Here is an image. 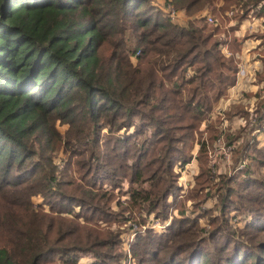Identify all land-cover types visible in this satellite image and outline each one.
<instances>
[{
	"label": "trees",
	"instance_id": "obj_1",
	"mask_svg": "<svg viewBox=\"0 0 264 264\" xmlns=\"http://www.w3.org/2000/svg\"><path fill=\"white\" fill-rule=\"evenodd\" d=\"M155 1L0 0V264H121L112 225L132 222L147 228L131 244L139 264H264V100L238 109L235 174L219 183L221 116L202 128L237 83L243 45L207 18L234 11L240 28L264 17V0ZM196 143L200 173L183 196L178 169Z\"/></svg>",
	"mask_w": 264,
	"mask_h": 264
},
{
	"label": "rangeland",
	"instance_id": "obj_2",
	"mask_svg": "<svg viewBox=\"0 0 264 264\" xmlns=\"http://www.w3.org/2000/svg\"><path fill=\"white\" fill-rule=\"evenodd\" d=\"M158 1L161 2L163 0H158ZM155 3H157V0L155 1ZM167 11H169V9H167ZM254 13L257 14V9L252 12L251 15L253 17L250 16L247 20H245L244 22L246 24L243 23L240 28H236L237 22L232 19L233 15H235L234 11L229 12L227 14L231 20L229 22L221 21L216 16H215L216 18L212 16L211 18H214L212 19L213 21L210 24L208 23L212 27L216 26L217 23L221 24L224 27L220 35L221 40L228 39L230 41L232 37L235 36L237 39L243 41L241 52L238 53L234 57L236 58V61H238V70L244 67L245 68L244 70L246 71L245 76L241 77V79L238 78L237 76V83H238V80H241V84L243 83L245 85V88L241 91H239L240 89L236 88L235 91H237L238 93L236 96H233V93L231 91L237 85L236 83L235 86L228 91L229 92L228 96L222 99L214 107L213 109L214 111L210 116L211 120L205 122L202 126V128L205 130L208 125H210L213 122L215 123L217 119H219L218 116H221L220 119L222 120L223 123L220 127L221 128L220 137L217 139V141L214 142L213 144L214 147L212 146L209 150V158L211 161L210 162L211 172L213 175H215L218 183L221 177L227 176V175L229 177H232L233 174H235L233 173V164H234L233 157H234L235 152L233 153L230 152L233 149V147L230 149L229 146L226 145V142H227L226 140L230 132L239 134L241 131V128H244L243 126H245L248 121V119L242 118L241 113H238V111L241 110L247 113L249 112V114L251 113L252 115V113H254V111L256 110L255 108L257 107L258 103L264 100V64H263L264 46L263 47L261 46L263 40L262 38H260V36H264V17L255 16L253 15ZM177 20H178L177 22H179L180 20L179 16L177 17ZM253 20H256L257 23L254 22ZM187 21H188V17H187ZM244 24L246 25L245 29L243 26ZM232 28L236 29L235 34L228 33V31L230 32ZM246 29L247 31H245ZM245 38L247 40H245ZM250 42L256 43L255 49L252 50V54H249L250 55L249 60H247L246 58L244 59V61H249L248 63H245L244 65L242 64L243 63V56H242L243 46L244 44L246 45V43H250ZM223 53L225 54L226 57L228 58L231 57V53L228 51V47L223 49ZM132 59H133L134 64H136L137 60L135 59V57H132ZM257 61L259 64H257ZM257 66L259 67V69L256 68ZM228 114H230L229 117H228ZM256 122H257V116L254 115L251 118V127L252 126L254 127ZM59 129L60 131H62V133H64L66 127L61 126L59 127ZM255 130H254L255 131L254 136L255 135L257 136V139L255 141H257L258 144L260 145V148H262L264 146V134L260 132V130L258 129H255ZM242 133L245 134V132H241V134ZM241 140L242 139H239L236 142L235 150L241 145L240 144ZM199 151H200V146H197V143H196L195 148L192 152L193 158H194L193 163L188 165L187 167L178 169V172L181 173V178L179 179V181L182 185L185 184V187H183V193H182L183 196L186 195L193 187L195 188L196 186L195 179L200 173V167H199V163H197L195 158L198 156ZM62 158H64L63 153H61L59 158H57V162L58 161L60 162ZM262 173L264 175V168L262 169ZM126 189H128V184L125 187V190ZM119 198L123 203H125L128 197L124 195H119ZM34 202H36L37 204L43 203L42 200L39 198H35ZM216 202H217V199L215 198L209 199L208 202L202 207V210L213 209L215 207L214 203ZM193 206H194V203L192 201H189L188 208L191 210L193 209ZM114 209L117 210L116 204H114ZM171 214L178 215L179 211L177 209H173L170 215ZM212 215L213 217H218L220 215V212L216 210L213 212ZM205 219L201 220V225H205V227L208 226L207 228H209L207 219L206 220ZM152 220L155 221V224L153 223L152 227H156L158 230H163V228L158 226L159 221L155 220L154 217H152ZM170 222L171 221L169 220L167 225H169ZM243 223L242 221L237 223V220H236V222L233 221L232 224L234 228H237V225L239 224H240L239 225L240 227H243ZM112 228L119 230L122 233L121 234L122 240H123L122 252L124 253V258L121 264H139L138 258L135 257V254L132 252L131 244L136 239L135 232L142 231V233H144L147 228H139L133 222L129 224L128 226L120 225V223H114V225H112ZM82 260H84L83 263H89L90 261H92V259L89 257H84Z\"/></svg>",
	"mask_w": 264,
	"mask_h": 264
},
{
	"label": "crops",
	"instance_id": "obj_3",
	"mask_svg": "<svg viewBox=\"0 0 264 264\" xmlns=\"http://www.w3.org/2000/svg\"><path fill=\"white\" fill-rule=\"evenodd\" d=\"M179 17H180V20H179V22L178 23H183V24H186V22H187V16L185 15V14H183V13H179ZM185 22V23H184ZM257 23V22H256ZM256 23H254V24H256ZM246 24V23H245ZM243 25L244 26V29L246 28V25ZM251 25V24H250ZM242 26V27H243ZM250 27V26H249ZM248 27V28H249ZM244 31V30H243ZM245 31H247V29L245 30ZM255 45H256V43H246V45L244 44V46H243V53H242V56H243V63L242 64H244L245 65V63H248L249 61H244V59L246 58L247 60H249V57H250V55L249 54H252V50L253 49H255ZM257 64H259L258 63V61H257ZM257 69H259V67L257 66L256 67ZM236 88H238V89H240L239 91H241V90H243L244 88H245V85L242 83L241 84V80H238V83H237V85L235 86V88L231 91L232 93H233V96H236L237 95V91H235V89Z\"/></svg>",
	"mask_w": 264,
	"mask_h": 264
},
{
	"label": "built area",
	"instance_id": "obj_4",
	"mask_svg": "<svg viewBox=\"0 0 264 264\" xmlns=\"http://www.w3.org/2000/svg\"><path fill=\"white\" fill-rule=\"evenodd\" d=\"M168 9H169L168 12H169V13L171 12L170 15L172 16V19L175 20V21H178V20H177V17H178L179 15H177V14L174 12V10H173L172 7H171V8L169 7ZM212 21H213V20H212L211 17H208V18H207V22H208L209 24H210ZM244 69H245L244 67L240 68V70H239L238 73H237V74H238V78L241 79V77L245 76V72H246V71H245ZM230 149H231V148H230ZM232 150H233V149H232ZM183 187H185V184L183 185Z\"/></svg>",
	"mask_w": 264,
	"mask_h": 264
}]
</instances>
